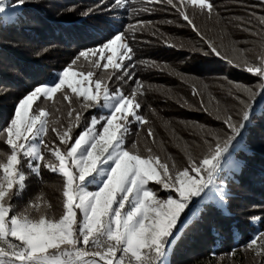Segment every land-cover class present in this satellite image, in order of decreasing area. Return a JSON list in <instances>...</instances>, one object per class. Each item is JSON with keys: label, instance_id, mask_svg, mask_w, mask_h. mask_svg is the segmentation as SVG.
<instances>
[{"label": "snow or ice", "instance_id": "snow-or-ice-1", "mask_svg": "<svg viewBox=\"0 0 264 264\" xmlns=\"http://www.w3.org/2000/svg\"><path fill=\"white\" fill-rule=\"evenodd\" d=\"M26 2L0 0V18L14 20ZM162 2L100 0L99 6L114 10L138 4L132 9L138 13L151 12L147 5ZM167 4L208 48L193 51L215 55L258 77L259 82L244 85L230 81L233 88L228 96L234 101L230 107L222 106L213 96L206 101L197 86H192L200 110L219 121L220 127L197 126L200 142L184 141L187 166L181 168L141 111L139 97L145 96L146 90L143 81L135 78L134 69L137 63L151 67L155 62H137L131 42L150 22H140L139 28L129 24L101 44L79 51L55 81L35 86L20 99L14 116L0 130V140L9 149L0 150V264H172L180 241L199 227L211 208L228 203L231 193L224 179L226 166L246 144L245 133L252 126L256 109L264 112V15L250 12L248 19H228L256 38L260 52L256 54L258 62H253L248 56L253 49L237 46L248 44V40L225 45L221 37L217 44L196 25L195 15L217 24L227 19L213 0H167ZM92 11L87 9L81 15ZM221 32L227 35L226 25ZM85 81L94 83V89L81 87ZM130 81L135 87L125 94L124 85ZM38 100L40 104H36ZM49 101L53 102L51 109ZM57 101L67 102L66 112L61 113L66 123L54 115L60 112ZM187 103L184 100L181 107ZM92 108L100 113L91 116L76 134L85 112ZM149 111L157 115L150 106ZM133 124L137 140L129 147ZM164 127L168 131L170 122L165 121ZM50 132L55 135L45 139ZM170 138L182 139L174 128ZM193 148L203 154L194 156ZM25 167L38 178L42 169H47L62 179L59 214L42 191L23 206L13 203L27 188ZM150 182L158 187H151ZM249 221L256 225L264 222V217L252 216ZM244 250L264 257V229L253 235ZM237 251L233 249L229 255L235 256Z\"/></svg>", "mask_w": 264, "mask_h": 264}, {"label": "trees", "instance_id": "trees-1", "mask_svg": "<svg viewBox=\"0 0 264 264\" xmlns=\"http://www.w3.org/2000/svg\"><path fill=\"white\" fill-rule=\"evenodd\" d=\"M213 2L221 16L227 19L217 24L215 20L195 15V23L201 32L216 40L217 44L221 43V37L225 45L230 41L248 40V44L240 43L237 46L253 49L248 54L249 59L258 62L256 54L260 48L254 42L256 38L235 27V21L228 23V19H248L250 12L262 16L264 3L261 0ZM99 5L100 0H27L14 20L0 18V130L8 125L22 97L37 85L55 81L79 51L101 44L115 33L124 31L129 24L139 28L140 22H150L143 31L135 33V40L131 42L137 62H155V66L151 67L137 63L134 69L135 78L143 81L146 90V95L139 97L143 104L141 111L152 121L158 137L165 141L167 151L178 166H187L184 141L189 144L200 142L196 134L198 125L220 127L219 121L200 110L198 98L192 95V86H197L206 101L213 96L222 106L230 107L234 103L228 96L229 89L233 88L230 81L255 85L259 78L231 67L215 55L206 56L201 51H193H208V48L191 26L167 4V0L147 5L153 9L151 12H135L134 15L127 8L105 10ZM137 7L138 4L131 8ZM87 9H93L91 14L81 15ZM253 23H256L255 20ZM225 25L227 35L221 32ZM153 31H156V35L152 34ZM169 44L173 46L169 47ZM133 87V81L125 84V94ZM59 96L60 93H57ZM184 100L188 103L181 107ZM52 104L48 102L50 109ZM149 106L156 110V116L149 111ZM56 107L60 108V112H54V115L64 120L61 113L66 112L67 102L61 104L57 101ZM99 113L100 109H88L84 122L75 129V133L79 134L89 118ZM165 121L170 122L177 136L182 137L181 140L170 138L171 128L165 130ZM136 131L137 126L133 124L127 146L130 147L137 140ZM54 135L50 132L45 139ZM245 139L246 144L238 148L236 158L225 169L224 179L231 193L228 203L211 208L199 227L180 241L174 257H171L172 264H264V257L244 250L253 235L264 229V222L253 225L249 221L252 216L264 217V112L260 108L256 109ZM0 150L9 151L2 140ZM192 151L196 157L203 154L201 149L193 148ZM24 171L28 176L27 188L22 198L15 199L13 203L23 206L42 191L59 214L62 210V179L47 169H42L40 178L31 174L27 167ZM150 186L158 187L152 183ZM160 195L165 193L161 192ZM233 249L238 250L235 256L229 255Z\"/></svg>", "mask_w": 264, "mask_h": 264}, {"label": "rangeland", "instance_id": "rangeland-1", "mask_svg": "<svg viewBox=\"0 0 264 264\" xmlns=\"http://www.w3.org/2000/svg\"><path fill=\"white\" fill-rule=\"evenodd\" d=\"M132 6H133V5H131V7H132ZM131 7H128L127 10H128V11L130 10L129 13L132 14V15H134L135 12L132 11L133 8H131ZM107 54H108V55H111L110 52L107 53ZM82 59H83V58H82ZM77 70H78V69H77ZM87 70H88V69H87V67H86V68H85V71H87ZM77 79H82V77H78ZM92 79L94 80L95 77H93ZM80 86H81V87H88V88H93V89H94V83H91V82H89V81H85V82H84L82 85H80ZM41 100H43V98H41ZM38 101H39V100H38ZM34 105H35V104H34ZM34 105H33V107L35 108L36 105H35V106H34ZM226 167H227V166H226ZM150 183H151V182H150Z\"/></svg>", "mask_w": 264, "mask_h": 264}]
</instances>
